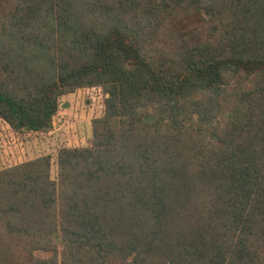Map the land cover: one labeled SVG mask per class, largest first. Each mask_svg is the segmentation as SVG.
Segmentation results:
<instances>
[{"label": "trees", "instance_id": "1", "mask_svg": "<svg viewBox=\"0 0 264 264\" xmlns=\"http://www.w3.org/2000/svg\"><path fill=\"white\" fill-rule=\"evenodd\" d=\"M86 87L89 145L0 169V264H264V0H0V118Z\"/></svg>", "mask_w": 264, "mask_h": 264}, {"label": "rangeland", "instance_id": "2", "mask_svg": "<svg viewBox=\"0 0 264 264\" xmlns=\"http://www.w3.org/2000/svg\"><path fill=\"white\" fill-rule=\"evenodd\" d=\"M106 95L101 88L86 87L60 96L52 125L40 132H15L0 118V169L49 154L54 178L59 148L90 144L91 119L102 114Z\"/></svg>", "mask_w": 264, "mask_h": 264}]
</instances>
